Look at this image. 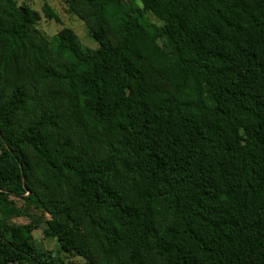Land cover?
Returning <instances> with one entry per match:
<instances>
[{
	"label": "trees",
	"instance_id": "1",
	"mask_svg": "<svg viewBox=\"0 0 264 264\" xmlns=\"http://www.w3.org/2000/svg\"><path fill=\"white\" fill-rule=\"evenodd\" d=\"M63 2L0 0V264H264V0Z\"/></svg>",
	"mask_w": 264,
	"mask_h": 264
},
{
	"label": "rangeland",
	"instance_id": "2",
	"mask_svg": "<svg viewBox=\"0 0 264 264\" xmlns=\"http://www.w3.org/2000/svg\"><path fill=\"white\" fill-rule=\"evenodd\" d=\"M18 5L28 6L41 14L40 21L36 25V28L42 31L46 36L50 37L57 33L62 27L71 28L77 35L79 43L85 48H96L98 44L93 40L91 30L85 25V23L75 14L69 11L63 0H47L52 9L58 16V20L48 19L42 12V5L44 0H16ZM16 223H24L28 221V217H16L13 219ZM47 227L46 223H42L40 228L34 231V241L40 250H52L56 251L59 248L57 239L53 235H47L44 229ZM70 264H86L84 259L72 257L69 259Z\"/></svg>",
	"mask_w": 264,
	"mask_h": 264
}]
</instances>
